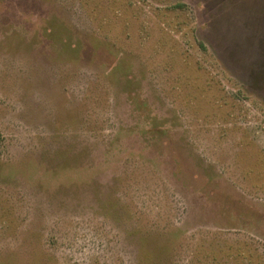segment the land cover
<instances>
[{
	"label": "rangeland",
	"instance_id": "1",
	"mask_svg": "<svg viewBox=\"0 0 264 264\" xmlns=\"http://www.w3.org/2000/svg\"><path fill=\"white\" fill-rule=\"evenodd\" d=\"M0 264H264V0H0Z\"/></svg>",
	"mask_w": 264,
	"mask_h": 264
},
{
	"label": "trees",
	"instance_id": "2",
	"mask_svg": "<svg viewBox=\"0 0 264 264\" xmlns=\"http://www.w3.org/2000/svg\"><path fill=\"white\" fill-rule=\"evenodd\" d=\"M140 252V251H139Z\"/></svg>",
	"mask_w": 264,
	"mask_h": 264
}]
</instances>
